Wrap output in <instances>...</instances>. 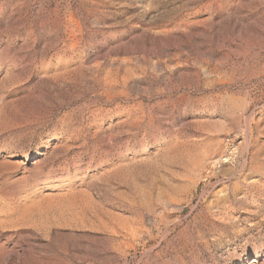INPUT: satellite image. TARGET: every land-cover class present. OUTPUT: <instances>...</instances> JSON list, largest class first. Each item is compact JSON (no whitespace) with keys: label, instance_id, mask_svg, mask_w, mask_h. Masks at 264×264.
<instances>
[{"label":"rangeland","instance_id":"rangeland-1","mask_svg":"<svg viewBox=\"0 0 264 264\" xmlns=\"http://www.w3.org/2000/svg\"><path fill=\"white\" fill-rule=\"evenodd\" d=\"M0 264H264V0H0Z\"/></svg>","mask_w":264,"mask_h":264},{"label":"bare ground","instance_id":"bare-ground-1","mask_svg":"<svg viewBox=\"0 0 264 264\" xmlns=\"http://www.w3.org/2000/svg\"><path fill=\"white\" fill-rule=\"evenodd\" d=\"M238 151H239V143H232L229 148L227 149V152L225 153L224 157L222 159H218V161H213L211 164V169L213 167H216L219 165V163H225V164H230L232 163L236 157L238 156Z\"/></svg>","mask_w":264,"mask_h":264},{"label":"built area","instance_id":"built-area-1","mask_svg":"<svg viewBox=\"0 0 264 264\" xmlns=\"http://www.w3.org/2000/svg\"><path fill=\"white\" fill-rule=\"evenodd\" d=\"M229 144H231V143H229Z\"/></svg>","mask_w":264,"mask_h":264}]
</instances>
